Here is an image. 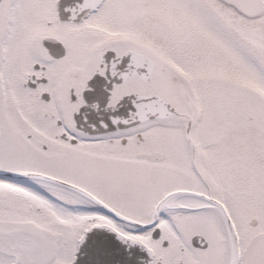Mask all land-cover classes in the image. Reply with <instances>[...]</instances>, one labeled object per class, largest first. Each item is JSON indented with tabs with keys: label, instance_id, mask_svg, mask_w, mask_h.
<instances>
[{
	"label": "snow or ice",
	"instance_id": "1",
	"mask_svg": "<svg viewBox=\"0 0 264 264\" xmlns=\"http://www.w3.org/2000/svg\"><path fill=\"white\" fill-rule=\"evenodd\" d=\"M57 5L0 0V264H74L93 229L264 264V0Z\"/></svg>",
	"mask_w": 264,
	"mask_h": 264
},
{
	"label": "water",
	"instance_id": "2",
	"mask_svg": "<svg viewBox=\"0 0 264 264\" xmlns=\"http://www.w3.org/2000/svg\"><path fill=\"white\" fill-rule=\"evenodd\" d=\"M69 1L63 0L64 3ZM126 59H128V56L122 58L121 64L126 63ZM128 107H131V104L128 103L126 97L121 102V107L112 114L126 116ZM108 114L104 112V118H102L109 124V129H112L113 126L107 119ZM100 118V116L96 117L97 120ZM194 239V242H196V238ZM147 259L146 252L139 246L126 247L115 237V234L102 229H93L86 233L85 241L79 248L74 264H143V261Z\"/></svg>",
	"mask_w": 264,
	"mask_h": 264
},
{
	"label": "flooded vegetation",
	"instance_id": "3",
	"mask_svg": "<svg viewBox=\"0 0 264 264\" xmlns=\"http://www.w3.org/2000/svg\"><path fill=\"white\" fill-rule=\"evenodd\" d=\"M59 1V0H58ZM78 0H70L69 2H67L65 5L64 4H58L57 5V7H59V9L60 10H58V14H59V17L63 20V19H66V17H64V16H66V15H69V13L68 12H66L65 11V9H64V11L63 10H61L62 8H64V7H66L67 5H73V4H75L76 2H77ZM46 43V42H45ZM31 86V85H30ZM96 87H98V86H96ZM100 89H102V88H100ZM97 90H99V89H97ZM103 90V89H102ZM95 91V89L93 88V90L91 91V92H94Z\"/></svg>",
	"mask_w": 264,
	"mask_h": 264
}]
</instances>
